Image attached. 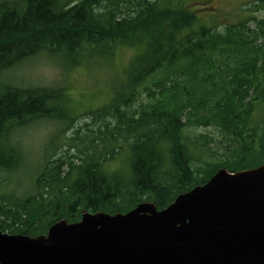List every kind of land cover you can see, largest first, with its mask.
Here are the masks:
<instances>
[{
    "label": "trees",
    "instance_id": "1",
    "mask_svg": "<svg viewBox=\"0 0 264 264\" xmlns=\"http://www.w3.org/2000/svg\"><path fill=\"white\" fill-rule=\"evenodd\" d=\"M187 1L0 2V78L41 53L76 65L85 56L112 54L129 38L141 45L122 94L103 104L116 103L111 114L115 123L104 117L95 127L77 128L80 117L94 115L103 105L77 110L82 103L72 107L68 85L0 87V172L25 163L23 146L13 142L14 130L40 118L59 126L53 149L26 195H0L3 232L24 233L28 228L27 234L35 236L62 218L77 221L85 211L127 213L147 200L163 209L220 168L238 171L264 164V15L253 14L264 10V0L239 24L227 25L225 15L210 26L208 18L218 11L212 0H201L205 6L200 9ZM203 11L207 17L199 15ZM141 87L148 91L146 97ZM200 127L217 130L227 141V151L213 154V162L202 158L211 150L213 134H187ZM67 129H74L70 138ZM78 139L86 141L79 155H69L68 149L60 154L64 142L73 146ZM125 150L127 163L117 166ZM81 157L84 161L76 163ZM197 161L200 166H195Z\"/></svg>",
    "mask_w": 264,
    "mask_h": 264
},
{
    "label": "water",
    "instance_id": "2",
    "mask_svg": "<svg viewBox=\"0 0 264 264\" xmlns=\"http://www.w3.org/2000/svg\"><path fill=\"white\" fill-rule=\"evenodd\" d=\"M0 264H264V164L220 169L163 210L86 212L38 239L0 229Z\"/></svg>",
    "mask_w": 264,
    "mask_h": 264
},
{
    "label": "rangeland",
    "instance_id": "3",
    "mask_svg": "<svg viewBox=\"0 0 264 264\" xmlns=\"http://www.w3.org/2000/svg\"><path fill=\"white\" fill-rule=\"evenodd\" d=\"M248 1L250 0H212V7L218 11L208 18L206 26L220 22L225 15L226 19H224V22L226 23L240 21V18L248 13V10H243L245 9L244 5ZM187 2L196 9L205 6V2L201 0H188ZM224 8L226 9L222 11ZM258 14L263 15L264 12H258ZM34 15L36 14L34 13L32 16ZM201 16L207 17L204 13ZM27 19L30 18L28 17ZM225 27L223 26V28ZM114 55V57L112 54L95 57L85 56L76 65L73 64V61L67 60L70 63L67 68L61 65L62 58L60 57L46 54L33 56L3 72L0 78V87L15 86L34 89L43 86L60 87L62 84L68 85L70 87L66 89L70 98H72V107L75 102L79 101L82 105L78 106L77 110L83 112L89 108L95 109L102 106L104 101L117 96L131 78L132 67L130 69V66L135 55L134 50L127 46H118ZM146 96L147 94L145 93L143 97ZM261 107L264 110L263 104ZM108 112V109L99 110L94 111V115L88 114L80 117L77 120V127L82 129L89 125L95 127L96 122L107 117ZM56 125L54 121H51V123L41 122L33 127H21L20 133L17 132L19 129L12 132L13 134H21L20 139L28 156H26L22 168L9 173L0 172V195H26L25 192L29 189L32 184V178L35 176L31 172L35 168L38 169L40 167L42 158L45 156L44 153L51 146L50 142ZM200 133H210L215 137V141L211 144V150L203 153L202 157L205 161L213 162L215 161L212 157L213 154H222L226 151L227 141L223 140L219 132L213 128L200 127L187 131V134L191 136ZM230 142H233L232 146L237 144L235 141ZM63 148L60 154L69 149V155H79L75 145L69 147L68 144L64 143ZM191 153L194 158L200 156L194 149L191 150ZM128 157L129 151H123L119 161L115 164L117 166H125ZM81 159L82 161L75 160L76 163L83 162L85 157H81ZM196 164L201 165L199 161ZM106 194L107 192H102L103 196Z\"/></svg>",
    "mask_w": 264,
    "mask_h": 264
},
{
    "label": "bare ground",
    "instance_id": "4",
    "mask_svg": "<svg viewBox=\"0 0 264 264\" xmlns=\"http://www.w3.org/2000/svg\"><path fill=\"white\" fill-rule=\"evenodd\" d=\"M107 158V157H106Z\"/></svg>",
    "mask_w": 264,
    "mask_h": 264
}]
</instances>
